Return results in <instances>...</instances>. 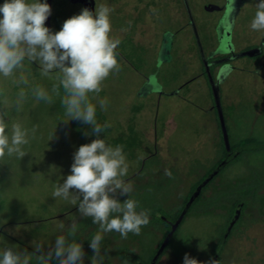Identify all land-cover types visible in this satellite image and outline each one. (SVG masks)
<instances>
[{"label":"rangeland","instance_id":"rangeland-1","mask_svg":"<svg viewBox=\"0 0 264 264\" xmlns=\"http://www.w3.org/2000/svg\"><path fill=\"white\" fill-rule=\"evenodd\" d=\"M148 1L94 0L93 13L100 4L114 9L111 35L121 41L116 49L121 70L109 75L98 94L109 103L106 111L97 104V120L111 125L100 138L113 147L124 146L129 164L124 179L133 185L132 198L139 201L141 208L151 210L150 223L142 227L139 235L129 233L127 239L116 232L105 235L102 264H124L126 256L133 264H147L167 230L158 215L171 214L182 207L200 177L223 156L218 114L207 75L202 74L204 67L197 58L192 32L188 27L183 29L185 14H181L176 2ZM4 2L0 0V5ZM195 2L200 8L201 0ZM257 2L246 4L237 20L238 51L264 39V32L250 27ZM193 6L191 1L199 30L196 17L208 21L214 15L200 9L196 16ZM82 9L78 3L52 0L50 31L61 30L64 21ZM167 30L166 35L175 33L174 43L168 47V61L160 63L159 47ZM24 63L27 85L0 76V112L7 113L6 131L10 132L11 124L18 122L30 133L23 158L5 156L0 160V249L12 248L21 254L26 251L33 255L34 264L41 253L35 251L33 243H42L47 253L55 246L58 235H67L75 220V239L83 247V264H92L90 240L98 225L90 217L81 216L78 204L70 205L51 194L54 185L63 184L71 174L75 151L96 136L85 135L92 128L79 120L64 122L68 119L61 104L64 90L61 86L59 94L53 92L59 83L55 73L51 78L44 77L37 62ZM233 65L219 83L229 143L234 148L264 145V54L238 58ZM19 75L17 71L15 78ZM148 77L154 80L151 86L156 85L159 91L148 89ZM37 87L48 92L51 102L35 99L32 89ZM22 88L26 95L18 111L15 105ZM95 95L89 94L94 104ZM165 169L171 171L172 178L164 174ZM116 198L123 203L128 196L117 194ZM240 199L245 203L241 217L219 254L218 264H264V149L242 152L221 171L193 203L157 264H180L185 254L207 264ZM52 261L59 264L55 258Z\"/></svg>","mask_w":264,"mask_h":264},{"label":"clouds","instance_id":"clouds-1","mask_svg":"<svg viewBox=\"0 0 264 264\" xmlns=\"http://www.w3.org/2000/svg\"><path fill=\"white\" fill-rule=\"evenodd\" d=\"M114 9L105 4L96 6L95 12L87 8L81 13L64 21L61 30L53 33L45 26L51 14V7L41 0H5L0 5V76L13 78L17 84L29 83L24 74L25 61L39 64L40 74L52 77L58 85L53 92L59 94L62 86L64 95L61 104L68 118L64 122L79 120L92 128L96 139L81 145L74 153L71 174L63 184H55L52 197L63 200L70 205L78 204V211L83 217H90L98 225L90 240L93 250L92 264H102L104 257L100 255L102 241L108 233H119L127 239L128 234L139 235L142 227L150 223V209L140 207L138 200L132 198L133 185L124 178L128 175L129 164L123 145H112L100 138L110 124H100L97 120V104L107 110V98H99L103 82L110 74L118 73L119 53L116 51L120 39L113 37L111 13ZM253 31L264 32V0H258L256 11L251 20ZM123 30V29H122ZM20 75L15 78L16 72ZM37 101L51 102V96L42 88L32 89ZM96 94L91 102L89 94ZM22 88L18 94L16 108L19 111L25 98ZM6 112H0V160L5 156L20 159L27 153L24 146L30 143L29 130L21 123L5 122ZM35 127L31 131L34 138ZM164 174L172 178L170 170ZM70 190H75L72 192ZM128 196L121 203L116 195ZM82 197V199H81ZM64 228V224H60ZM78 224L73 220L67 235H58L55 246L47 253L43 252V244L34 242L35 251L41 253L35 257L36 264H51L53 258L59 264H83L84 251L81 243L75 239ZM33 255L26 251L21 254L12 248L0 249V264H31ZM127 264V261H124ZM184 264H200L188 254L184 256ZM207 264H218L210 259Z\"/></svg>","mask_w":264,"mask_h":264},{"label":"flooded vegetation","instance_id":"flooded-vegetation-1","mask_svg":"<svg viewBox=\"0 0 264 264\" xmlns=\"http://www.w3.org/2000/svg\"><path fill=\"white\" fill-rule=\"evenodd\" d=\"M170 1L176 2V4L181 6V10H182L181 14L182 15L183 13L185 14L186 19L184 23L185 26L183 27V29L185 27H188L191 30L194 48L196 50L197 58L201 62L202 67L204 66L202 63L201 53H203L204 57L207 59V63H215L209 69L210 74L215 82L219 81L220 83L221 81H223L225 76L230 71V69L234 68L233 63L236 59L225 61L231 56L237 53L258 49V48L260 49V53L254 57L257 56L260 57L264 54V39H260V42L258 44H253L244 47L239 51L235 48V43H236L235 40L237 33L236 30L238 29L237 20L241 18V13L243 12V8L246 6V4L251 3L252 0H201L200 2L201 4L198 3L200 4V8L196 7L195 4L197 1L195 2V0H170ZM191 1H193V5H194L193 8L195 11L194 13L196 16H197V11L200 12V9L202 12L206 14L214 15L213 18H211L212 20H208V21H201V19H199V16L196 17L198 18L197 24L199 25V30L196 28L195 20L193 19V14L190 8ZM148 2H151V0H149ZM80 5L81 7H83L82 4ZM94 7H95V2H94ZM209 8H212V10H209ZM252 11L255 12L256 8L253 9ZM168 31L169 30H167L161 38L162 40L159 47V56L161 61L168 59V56H170L171 54V51L169 50L168 47L169 45L173 46L174 43L175 33L170 32L168 33V35H166ZM226 34H228L229 36V41H227L225 37ZM169 38L172 39L171 42H169ZM249 58H253V57H249ZM202 74L206 75L205 69ZM146 82H148V89L150 91L151 90L153 91V89L157 87L156 85L152 87L149 84V82L154 83V80H152L149 77L146 79ZM239 203L243 204L242 206L243 209L245 203L243 201H239L238 203H236V206ZM235 208L232 216L235 214ZM242 209L240 212V217H241ZM162 217L163 216L161 214L158 215V218H160L166 225L170 226L171 221L167 219L163 220ZM185 218H186V214L183 220H185ZM179 262L180 264H184V261L182 262L179 261Z\"/></svg>","mask_w":264,"mask_h":264},{"label":"water","instance_id":"water-1","mask_svg":"<svg viewBox=\"0 0 264 264\" xmlns=\"http://www.w3.org/2000/svg\"><path fill=\"white\" fill-rule=\"evenodd\" d=\"M68 1H70L71 3H80L83 5L84 8H87L89 11L93 12V10H94V1L93 0H68ZM45 2H47L51 7L52 0H45ZM209 10H212V8H209ZM50 22H51V14L48 17V19L45 21V26L48 27L49 29L51 28ZM225 37H226L227 41H229L228 34H226ZM197 41H198V39H197ZM168 51H167V54H168ZM259 53H260L259 48L253 49V50L237 53L225 61L238 59V58H241L244 56L254 57V56L258 55ZM201 55H202V63H203V66H204V69H205V72H206V75H207V78L209 81L210 89L212 92L214 107L216 108V111L218 114V120H219V126H220V130H221V134H222V140H223L224 148H225L227 154L222 159V161L204 178L203 181H201L199 183V185L196 187V189L192 192V194L190 195L189 199L185 203V205H184L181 213L179 214L178 218L176 219V221L172 222V223L170 222V229H169L167 235L165 236V238L162 241L159 249L157 250L156 254L154 255V257L152 258V260L150 261L149 264H156L160 254L162 253V251L164 250V248L166 247V245L168 244V242L172 238L173 234L176 232L178 226L180 225L182 219L184 218L185 214L187 213V211L189 210L191 205L199 197L202 189L212 179H214L217 176V174L219 172H221L229 163H231V161H233L235 158H237L239 156V154H241L242 152L264 149V145H257V144H246V145H242V146L236 147L234 149H231L230 143H229V137H228V133H227L226 125H225V120H224V116H223L222 108H221V102H220L221 93H220V89H219V81L215 82L214 79L212 78L211 74H210V71H209L210 67L212 65H214L215 63H207V59L204 57L203 53H201ZM168 59H169V56H168ZM168 59L163 60V61H161L159 59V61H160V63H164V62H167ZM149 84L152 85L151 82H149ZM147 85H148V82H147ZM155 90L159 91V88L155 87ZM242 206H243L242 203H239L236 206L235 214L230 219V221H229V223L225 229V232L222 235V238H221L220 242L218 243V245H217V247L213 253V257H212L213 260L218 261L219 254L222 251L224 244L226 243V240L228 239V237L231 233V230L233 229L234 225L238 222V220L240 218V212H241ZM162 218H163V220H166V218L164 216Z\"/></svg>","mask_w":264,"mask_h":264},{"label":"trees","instance_id":"trees-1","mask_svg":"<svg viewBox=\"0 0 264 264\" xmlns=\"http://www.w3.org/2000/svg\"><path fill=\"white\" fill-rule=\"evenodd\" d=\"M230 147H231V149H234V147H232L231 145H230ZM226 154H227V152H226V150L223 148V156H222V158L221 159H219L218 161H216V163L212 166V168L210 169V170H208L205 174H203L201 177H200V179L198 180V182H197V184H195L194 185V188H193V190H192V192L196 189V187L199 185V183L201 182V181H203L204 180V178L222 161V159L226 156ZM221 172H219L218 174H217V176H219V174H220ZM216 176V177H217ZM215 177V178H216ZM214 178V179H215ZM214 179H212L203 189H202V191H201V193H200V195H199V197L197 198V200L203 195V193H204V191L206 190V188L209 186V185H211V184H213V180ZM192 194V193H191ZM190 194V195H191ZM217 194H219V193H217ZM190 197V196H189ZM187 200L188 199H186L185 200V203L187 202ZM239 201H241V199L239 200ZM239 201H237L236 203H238ZM244 202V201H243ZM185 203H184V205H185ZM184 205H182V207H180L179 209H177L176 211H174L173 213H171V214H166V215H163L167 220H169V221H171V222H175L176 221V219L178 218V216H179V214L181 213V211H182V209H183V207H184ZM193 205V204H192ZM191 205V206H192ZM235 206H236V204L234 205V207L233 208H235ZM190 209H191V207H190ZM157 210H159V209H157ZM189 211L190 210H188V212L187 213H189ZM234 211V210H233ZM187 213H186V216H187ZM232 214H233V212H232ZM154 216V215H153ZM232 216V215H231ZM231 216H230V218H231ZM183 220V219H182ZM230 220V219H229ZM158 221L163 225V226H166L167 227V230H166V232H165V236L167 235V233H168V231H169V229H170V226L169 225H166L160 218H158ZM184 221V220H183ZM183 221H181V223L180 224H182L183 223ZM239 221V220H238ZM180 226V225H179ZM179 226H178V228H179ZM178 228H177V230H178ZM176 230V231H177ZM176 233V232H175ZM175 233L173 234V236H172V238L170 239V241L168 242V244L166 245V247L164 248V250L162 251V253L160 254V256H159V258L167 251V249H168V247H169V243L171 242V240L173 239V237H174V235H175ZM165 238V237H164ZM137 240H140V239H137ZM161 243H162V241H161ZM161 243H159L158 244V246L155 248V251H154V253H153V256H151L150 257V259H149V261L147 262V264H149L150 263V261L152 260V258L154 257V255L156 254V252H157V250L159 249V247H160V245H161ZM217 245H218V243L216 244V247H217ZM216 247L214 248V250H213V252L215 251V249H216ZM125 258V260L127 261V264H133L132 263V259H131V257H124ZM159 258H158V260H159ZM158 260H157V262H158ZM157 262H156V264H157ZM34 264H36V262H34ZM51 264H53V261H51Z\"/></svg>","mask_w":264,"mask_h":264},{"label":"crops","instance_id":"crops-1","mask_svg":"<svg viewBox=\"0 0 264 264\" xmlns=\"http://www.w3.org/2000/svg\"><path fill=\"white\" fill-rule=\"evenodd\" d=\"M78 4H80V3H78ZM83 6V5H82ZM84 8V7H83Z\"/></svg>","mask_w":264,"mask_h":264}]
</instances>
